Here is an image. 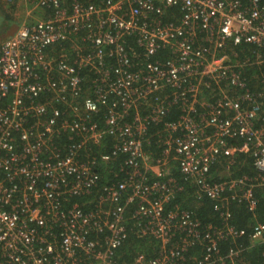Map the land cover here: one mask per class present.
<instances>
[{
    "label": "built area",
    "instance_id": "built-area-1",
    "mask_svg": "<svg viewBox=\"0 0 264 264\" xmlns=\"http://www.w3.org/2000/svg\"><path fill=\"white\" fill-rule=\"evenodd\" d=\"M16 1L0 41V264H124L128 220L157 241L146 264H243L252 248L264 264V0ZM184 185L215 222L172 203Z\"/></svg>",
    "mask_w": 264,
    "mask_h": 264
},
{
    "label": "trees",
    "instance_id": "trees-1",
    "mask_svg": "<svg viewBox=\"0 0 264 264\" xmlns=\"http://www.w3.org/2000/svg\"><path fill=\"white\" fill-rule=\"evenodd\" d=\"M11 7H14V5H11L9 8ZM8 18L9 15L7 14L3 17V19ZM147 149L153 156L158 153L153 147L152 142ZM237 159L243 163L238 167V171L250 172L251 167L249 158L239 155ZM168 173L180 180V174L174 165L170 166ZM254 195L257 198L255 208L256 218L257 220L264 222V194L260 188H256L254 190ZM175 202L179 203L181 207L191 210L202 223L215 222L217 220L215 213L211 210L210 201L205 198L200 200L195 199L191 194V188L187 185L183 186L182 192L174 198V201H172V203ZM231 215V221L237 227H244L245 229L248 227L249 213L245 210L242 204H234L231 209ZM132 227V221L128 220L127 236L122 246L116 252L117 259L120 263L124 264H139L135 263L134 258L137 254L142 253L144 260L141 264H146V260L156 253L158 247L157 241L150 236H136L131 229ZM227 247L228 243L223 241L220 250L225 251ZM242 258L243 264H260L261 260L258 250L254 248L243 251Z\"/></svg>",
    "mask_w": 264,
    "mask_h": 264
},
{
    "label": "rangeland",
    "instance_id": "rangeland-1",
    "mask_svg": "<svg viewBox=\"0 0 264 264\" xmlns=\"http://www.w3.org/2000/svg\"><path fill=\"white\" fill-rule=\"evenodd\" d=\"M4 1L5 0H0V41L13 32L23 16L22 12H24L23 7L20 6L17 1L13 3L16 7L12 11L8 9L9 7H6ZM6 14L9 15V21L3 19Z\"/></svg>",
    "mask_w": 264,
    "mask_h": 264
},
{
    "label": "crops",
    "instance_id": "crops-1",
    "mask_svg": "<svg viewBox=\"0 0 264 264\" xmlns=\"http://www.w3.org/2000/svg\"><path fill=\"white\" fill-rule=\"evenodd\" d=\"M6 5V7H8V5L7 4H5ZM20 5V4H19ZM16 6H14V7H11V8H8L10 11H12L14 8H15ZM23 13V12H22ZM8 21H9V18L7 19Z\"/></svg>",
    "mask_w": 264,
    "mask_h": 264
}]
</instances>
